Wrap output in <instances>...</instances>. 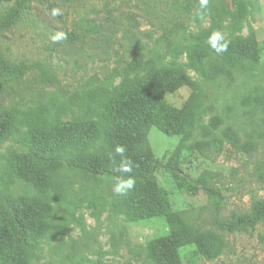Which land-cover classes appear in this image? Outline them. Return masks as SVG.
I'll return each instance as SVG.
<instances>
[{"label": "rangeland", "instance_id": "rangeland-1", "mask_svg": "<svg viewBox=\"0 0 264 264\" xmlns=\"http://www.w3.org/2000/svg\"><path fill=\"white\" fill-rule=\"evenodd\" d=\"M16 1H0L1 20ZM56 6L63 14L52 17L31 2L0 31L4 61L28 68L18 82L0 68V123L8 115L13 124L0 136V216L3 203L28 212L31 243L17 244L0 224V264H162L172 232L185 243L175 264H264L263 227L230 234L213 222L264 199V139L249 155L230 143L246 129L249 95L264 88V0ZM57 32L67 39L52 43ZM214 32L226 51L208 43ZM237 57L246 66L229 75L225 63ZM137 59L144 66L133 70ZM41 69L50 72L43 81ZM150 95L162 98L165 118L130 126L122 147L144 173L160 164L153 174L118 195L116 182L68 167L128 162L113 158L114 115Z\"/></svg>", "mask_w": 264, "mask_h": 264}, {"label": "trees", "instance_id": "trees-1", "mask_svg": "<svg viewBox=\"0 0 264 264\" xmlns=\"http://www.w3.org/2000/svg\"><path fill=\"white\" fill-rule=\"evenodd\" d=\"M2 2H10L11 0H0ZM36 2L41 6H44L45 9L51 13L52 9L57 8L58 3H65L70 0H17L13 7L9 10L6 17L2 20L0 19V31L4 29L10 28L19 18L20 12H22L28 4L31 2ZM96 28V26H93ZM91 29H93L91 27ZM101 27H98L97 31H99ZM74 39H76L77 35H72ZM143 50L144 48L141 46L137 47V50ZM227 53H230L228 51ZM141 54V53H140ZM242 55V53H241ZM229 63V64H227ZM225 64L226 72L234 74L238 72L240 69L245 68L246 64L244 63V58L237 57L235 61L228 60ZM144 66L141 63L140 59L134 60L132 69L140 68ZM146 67V66H145ZM0 68L8 74H12V81H21L22 77L25 73V70L28 68H17L13 65L8 64L4 61L3 57L0 55ZM144 69H148L147 67ZM50 74L48 70L41 69L37 72V77L40 80H44L45 76ZM117 73L113 71L110 75V78L116 76ZM36 77V76H35ZM5 83L0 84V89ZM262 88V87H261ZM169 92V91H165ZM145 96L141 100H134L129 105H123V107L115 113L113 120L112 132L110 133V144L111 149L114 152L113 158H116L117 154L115 149L117 146H122L126 141V137L128 136L129 127L134 126L141 123L142 120H150L153 122H157L158 120L162 121L165 117L162 110L164 102L162 98ZM249 110L246 117L247 125L246 129L243 130V135L235 133L232 139H230L231 146L239 153L249 155L258 150L261 145V142L264 139V88L257 89V87L252 91L248 98ZM156 120H152V117ZM159 118V119H158ZM158 119V120H157ZM4 125H9L13 128L12 119L8 115H3L2 122L0 123V136L4 132ZM132 128V129H133ZM138 135L137 133H135ZM128 142V141H127ZM126 160L128 159L131 164V172H122L119 170L108 169L105 166H100V169L97 167H88L85 164H78L69 162L68 167L70 169L87 172L89 173L93 179L97 176L102 179H109L114 182H117V179L127 180L131 178L133 181H143L148 176L153 174V172L157 169L160 164L154 163L149 169H147V173H144L145 170L141 171L134 163L131 162L132 155L129 151H124L123 153ZM98 166V165H97ZM201 186L204 188V184L197 180ZM209 197L217 198L218 193H214L213 191L207 190ZM146 199L144 200V202ZM8 212L5 216H0V224H2L3 228L11 231L14 234V238L17 244L21 245H31L29 241L26 240V221H24V217L28 220V212L22 211L21 213L17 211L15 206L10 203H3ZM24 215V216H23ZM214 225L221 228L227 233L234 234L237 233L241 228H248L252 230H256L258 227H263L264 229V199H253L248 207V209L240 211V212H232L227 217L224 218H215L213 221ZM258 242L264 250V234L258 235ZM185 243L182 242L181 237L177 233H171L168 237L163 239L162 246L163 247V259H161L162 264H175L177 263V249L183 246ZM209 249L206 247H198V252L200 254H207Z\"/></svg>", "mask_w": 264, "mask_h": 264}, {"label": "clouds", "instance_id": "clouds-1", "mask_svg": "<svg viewBox=\"0 0 264 264\" xmlns=\"http://www.w3.org/2000/svg\"><path fill=\"white\" fill-rule=\"evenodd\" d=\"M208 5V0H200L201 9H205ZM62 10L59 8L52 9L50 15L52 17L61 16ZM52 43H60L67 39V34L64 32H57L55 35L51 36ZM223 41V36L219 32H214L208 39V43L216 52H223L227 50V42L220 44L219 42ZM125 149L122 146H117L115 152L119 155H123ZM122 172H131L130 162L124 161L118 169ZM134 184V181L129 178L127 180L117 179V182L113 188V191L118 195H123L127 189H131Z\"/></svg>", "mask_w": 264, "mask_h": 264}]
</instances>
